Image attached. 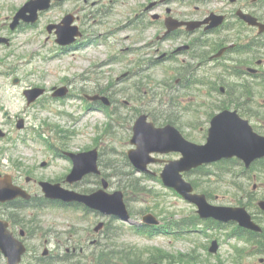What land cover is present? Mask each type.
<instances>
[{
    "label": "rangeland",
    "instance_id": "374dc122",
    "mask_svg": "<svg viewBox=\"0 0 264 264\" xmlns=\"http://www.w3.org/2000/svg\"><path fill=\"white\" fill-rule=\"evenodd\" d=\"M26 1L0 0V37H7L11 41L9 45H0V127L3 125L2 127L10 132L12 140L17 141V138L28 137L27 144L21 141L15 145L12 144L14 157H11L9 152L4 153V148L8 146L5 147V141H0L2 172H18L11 162L12 158H15L14 150L17 147H19L17 151H22V157H24L23 162L26 165L24 170L33 163L39 165L43 159L51 161L48 169H41L37 165L38 170L34 174L36 177H39L40 171L54 177L58 173L65 172L67 168L70 169L68 161L55 158L52 161L47 153L39 152L37 154L40 159H34V151L27 147H40V142L35 139L37 131H40L51 143L58 147H65L66 150L82 151L98 147L102 152V162H113L119 166L116 158L122 159L123 155L120 151L128 150L130 130L128 123L122 129L117 128L113 119L116 115L132 117L138 110L150 112L156 108L160 110L164 107L169 108L179 114L181 126L194 141L202 142L205 139V132L209 126L208 117L203 110L196 109H200L203 105H200L202 101L209 99L207 88L199 91L196 88L202 86L197 85L184 93H179L178 105L174 100L177 97L174 89L178 87L181 79L176 83L174 81L175 78L182 76V69L178 68L177 71L171 67L173 63L156 61L164 60L163 55L172 53V50L182 44L188 46L194 36L182 37L176 41H163L165 28L162 23L169 14L184 19L204 17L211 12L231 15L238 7H248L252 0L236 2L230 0H88L87 2L65 0L62 4L41 14L35 27L13 32L9 24L13 15ZM168 9H171L172 13H168ZM261 9L263 14L264 3ZM68 12L79 17L78 24L85 38L97 37V40L83 49L63 51L55 42V34L48 32L47 25L60 21ZM155 14L158 15L157 18L153 16ZM230 15L227 24L229 21L233 22L234 18ZM137 16L140 29L129 26ZM150 19L158 21L159 24L147 23ZM187 49L198 59H188L190 63L184 67L186 70H190L191 63L196 60L195 64L201 75L205 72L211 73V76L224 73L223 67L219 69L217 60L208 64H198L203 56L217 51L216 45L198 47L196 50L188 46ZM244 56L242 55V58ZM187 57L184 56V58ZM261 57L264 59L263 53ZM151 60H154L156 64L151 63ZM256 60L257 54L253 55L252 64L253 67L258 68ZM15 78L21 80L19 85L13 84ZM62 85H67L73 94L79 96L75 100L66 102L52 101L50 97H46L41 102L28 105L23 94L25 88L37 86L50 89ZM100 89H108L115 104L109 106L107 112L88 110L83 107L84 104L89 106L86 96L94 95ZM117 103L116 112L114 107ZM2 107L13 116L12 121L7 120L8 122L13 123L19 116L26 120L27 127L21 130L16 128L15 123H9L8 126L7 121V123L2 122L4 119ZM111 109L113 119L109 116ZM240 109L247 111L249 114L247 116L254 125H264L263 96H257V99L249 102L248 106L244 104ZM110 122L114 126L109 129ZM55 130L75 131V135L74 138L72 135L71 137L65 135L63 139H57ZM111 149L117 151L113 150L110 154ZM3 153L6 155L4 156ZM157 167L159 166H151L152 169ZM122 168L125 171L124 166ZM122 168L119 167L120 170ZM214 170L218 173L216 176L211 175L207 179L198 178L202 189L212 195L213 203L237 205L238 200L249 201L251 197L252 200L264 198V173L254 171L252 181L245 183L244 176L235 175L234 171L239 173V169H235L224 177L219 167H215ZM107 173L110 174L111 171L107 170ZM191 178L195 179L196 174H193ZM109 179L114 186L112 189L119 187L120 182L117 178ZM145 185L149 189L147 190L149 195L146 192L140 201L133 200L132 203L136 214L144 209L151 210L163 220L164 217L181 219L194 215L196 212V206L164 187L161 182L148 181ZM140 215L137 214L135 218L140 219ZM24 217L34 220L33 230L40 226V236L33 237L29 241L30 251L25 263L34 262L32 255L41 254L46 246L57 250L58 245H65L67 240L73 245L75 243L87 245L88 228H92L93 224H97L100 219L73 208L28 211ZM113 224L114 228H120V241L124 243V247L116 245L115 250L128 256L140 254L141 259L147 262L153 253L159 256L158 252H166L178 262L174 264H264V255L260 254L245 253L242 259L239 258L238 249L248 244L243 240L228 238L227 230H209L207 235L196 233L197 235H186L183 238L167 236L146 238L135 234L130 224L120 221H114ZM69 232L74 235L71 236ZM213 239H217L221 244L216 258L209 253ZM39 240L40 252L36 251ZM45 240H50L51 244L44 243ZM165 261L167 263V259Z\"/></svg>",
    "mask_w": 264,
    "mask_h": 264
},
{
    "label": "water",
    "instance_id": "95a60500",
    "mask_svg": "<svg viewBox=\"0 0 264 264\" xmlns=\"http://www.w3.org/2000/svg\"><path fill=\"white\" fill-rule=\"evenodd\" d=\"M43 2L32 0L22 10L20 15L31 9L36 11L37 7L43 8ZM39 7V8H40ZM243 18L252 24H256L255 18L248 14H243ZM73 20L72 16L66 19L67 24L60 28V42H65L64 35L73 37L77 32L75 28H71L69 23ZM51 29V26H50ZM29 102L35 100L37 96L43 93L42 89L28 90ZM146 116H141L134 128L135 135L132 142L137 145V149L129 152V156L138 169L146 170L147 164L154 159L150 156L151 152L170 151L172 149L180 150L183 158L171 161L164 169L162 177L166 185L174 187L185 198L196 203L199 207V214L203 218L214 217L219 220L229 221L236 220L242 226L250 229L260 230V227L252 220L245 207H228L214 206L208 203L204 194L193 193V186L186 182L182 172L198 167L203 163L217 161L222 158H230L238 155L246 161L247 166L259 157L264 156V136L255 133L247 120L241 119L236 112L224 111L214 117L212 127L210 128L208 143L205 145H197L191 143L181 137V134L175 128L168 126L167 128L156 129L153 123L146 120ZM20 126H22V121ZM75 159V168L68 176L69 181L80 179L88 172H99L97 159V150L73 154ZM47 196L52 198H60L64 201L79 200L87 205L101 209L108 214H116L120 217L127 218L128 211L124 202L123 193L118 191L112 194L107 193L104 189L98 190L91 195H82L74 191L66 190L58 185L43 183ZM107 187V183H104ZM23 195H28L18 191L11 185L10 177H0V201H7ZM260 206L264 209V201ZM145 222L158 223L159 221L153 214H147L144 217ZM6 224L0 221V246H11L12 238L7 233ZM217 244L214 243L212 251H216ZM7 254L10 256L9 264H19L20 252L9 250ZM152 264H160L154 262Z\"/></svg>",
    "mask_w": 264,
    "mask_h": 264
},
{
    "label": "flooded vegetation",
    "instance_id": "af4514ba",
    "mask_svg": "<svg viewBox=\"0 0 264 264\" xmlns=\"http://www.w3.org/2000/svg\"><path fill=\"white\" fill-rule=\"evenodd\" d=\"M3 115L5 116V118L7 119V120H11V116H9V114L6 112V111H4L3 112ZM56 147H58L57 145L55 146V148ZM12 151L10 150V153H11ZM40 152V148H39V150L37 151V153H39ZM49 152V151H48ZM53 154L55 155H63V153H57V151H56V149H54V150H52V156H53ZM39 154H37L36 156L37 157H35L34 156V159L36 160V159H38V158H40L39 156H38ZM43 162H45V161H43ZM33 165H34V163H33ZM47 165V164H46ZM16 171H18L17 173H14L15 174V176H13V180H14V182L16 183V184H19L20 186H22V187H24L25 189H27L29 192H31L35 197H38V196H42V191H41V189H40V186H39V181L40 180H51V181H53V182H61L62 184L64 183V182H62V181H64V177H65V175H66V173H67V171H65V172H61V173H58L56 176H54V177H50V176H48V175H45L43 172H40V179H37V178H35V177H33V176H30V175H26V174H24L23 173V171H21V170H17V168H14ZM30 169H32V170H34L35 172L37 171L36 170V168H34V167H31ZM92 175L91 174H88V175H86L85 177H84V180L85 181H90L89 180V177H91ZM62 180V181H61ZM25 184H24V183ZM76 185H77V183H74V184H70V185H68V187H70V188H74V189H76L75 187H76ZM11 226H12V228H13V230L15 231V229H16V226L15 225H17L13 220H11ZM21 231H22V229H21ZM24 232H25V237L26 238H28L29 236V232H27L26 230H24ZM88 235H89V241H90V237L91 236H93V235H96L95 233H94V231L93 232H88ZM80 251H82V249H80Z\"/></svg>",
    "mask_w": 264,
    "mask_h": 264
},
{
    "label": "trees",
    "instance_id": "16d2710c",
    "mask_svg": "<svg viewBox=\"0 0 264 264\" xmlns=\"http://www.w3.org/2000/svg\"><path fill=\"white\" fill-rule=\"evenodd\" d=\"M238 105V104H237ZM226 164H231V165H236V163H235V161L234 160H231V161H224ZM228 164V165H229ZM261 164H262V166L264 167V161H263V163L261 162ZM261 166V167H262ZM260 167V168H261ZM229 170H231V168H227V169H225L224 171H229ZM203 173H204V171H203ZM126 182V184H125V186H129V183H128V181H125ZM196 184V186H199L197 183H195ZM141 192L143 193L144 192V189H141ZM248 205V204H247ZM198 222V219H196L195 221H193V222H190V221H185V222H182L181 223V221H177L176 222V225H177V227L175 228V229H177V230H182V229H185V227L186 228H188V227H191V228H195L196 226H197V223ZM235 235H237V236H243V237H245V236H247L248 238V240L249 241H251L252 243H253V245L256 247V251L258 252V253H264V234H257V233H253V232H244V231H242L241 229H239V228H235V233H234ZM128 257V256H127ZM127 257H126V259H127ZM104 259V258H103ZM129 261L130 262H132L131 261V259H129Z\"/></svg>",
    "mask_w": 264,
    "mask_h": 264
}]
</instances>
